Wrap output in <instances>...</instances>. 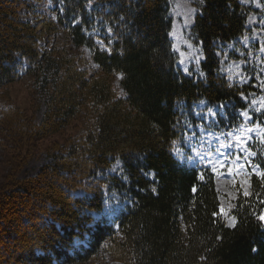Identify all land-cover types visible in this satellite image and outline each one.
<instances>
[{"label": "trees", "instance_id": "trees-1", "mask_svg": "<svg viewBox=\"0 0 264 264\" xmlns=\"http://www.w3.org/2000/svg\"><path fill=\"white\" fill-rule=\"evenodd\" d=\"M60 2L52 17L37 0H0V91L26 77L32 112L44 104L38 123L16 106L0 108V142L14 163L0 183V264H264V175L238 194L229 227L209 167L173 153L201 100L224 105L228 126L238 124L249 88L221 74L218 51L244 34L249 8L197 4L203 78H195L177 66L167 0ZM98 27L103 46L89 34ZM69 127L38 172L19 178L34 143ZM252 150L264 174V156ZM115 159L124 178H100ZM105 188L130 199L113 224L93 216Z\"/></svg>", "mask_w": 264, "mask_h": 264}, {"label": "rangeland", "instance_id": "rangeland-1", "mask_svg": "<svg viewBox=\"0 0 264 264\" xmlns=\"http://www.w3.org/2000/svg\"><path fill=\"white\" fill-rule=\"evenodd\" d=\"M42 9L52 17L60 9V0H37ZM169 16L171 17L170 39L172 50L177 56V66L188 76L203 78L200 71V62L203 59L200 46L192 35V25L198 13L197 4L201 0H167ZM249 10L247 11L246 30L243 35L230 43L220 45L218 55L221 57V74L232 84L247 86L248 94L242 98L246 108L239 110L236 115L238 124L228 126L225 116V106L221 104L210 105L205 100L195 103L193 120H187L186 137L183 141L174 143L173 153L183 164L189 167H209L214 175V184L221 204L222 216L229 227H233L236 219L233 216L237 196L240 192H250L251 178H261L262 172L254 162L257 154L252 147L261 150L264 156V1L239 0ZM95 41L103 46L98 38L100 27L89 31ZM87 59L91 57L86 47L80 49ZM115 84L118 86V80ZM33 86L26 77L7 84L0 92V108L9 105L19 108L24 115H34L38 123L44 111V104L32 112L35 105L33 99ZM74 130L69 127L63 133L41 139L34 143L28 160L18 174L19 178L35 175L39 168L48 161L45 151L55 143L64 142ZM3 147L0 142V183L8 173L12 150ZM116 175L124 178L122 163L115 159L111 165L99 175L100 178ZM76 195L84 192L76 191ZM130 204L129 196L105 188L104 209L94 212L96 220H105L109 224L115 222L116 217ZM86 241L75 240L74 246L78 248ZM99 264H103L99 261Z\"/></svg>", "mask_w": 264, "mask_h": 264}, {"label": "snow or ice", "instance_id": "snow-or-ice-1", "mask_svg": "<svg viewBox=\"0 0 264 264\" xmlns=\"http://www.w3.org/2000/svg\"><path fill=\"white\" fill-rule=\"evenodd\" d=\"M262 175H264V174H262ZM245 195H248V193L245 192ZM260 219H261V220H264V216H261Z\"/></svg>", "mask_w": 264, "mask_h": 264}]
</instances>
